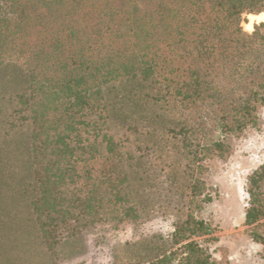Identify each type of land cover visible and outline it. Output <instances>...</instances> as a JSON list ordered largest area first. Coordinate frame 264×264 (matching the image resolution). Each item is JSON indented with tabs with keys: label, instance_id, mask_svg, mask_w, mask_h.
I'll use <instances>...</instances> for the list:
<instances>
[{
	"label": "trees",
	"instance_id": "16d2710c",
	"mask_svg": "<svg viewBox=\"0 0 264 264\" xmlns=\"http://www.w3.org/2000/svg\"><path fill=\"white\" fill-rule=\"evenodd\" d=\"M263 12L264 0H0V72L18 82L0 86V119L6 142L21 139L43 248L155 207L173 219L168 248L132 264H231L202 244L218 227L195 200L213 201L204 162L262 124L264 23H242ZM246 193L244 224L264 245V162Z\"/></svg>",
	"mask_w": 264,
	"mask_h": 264
},
{
	"label": "rangeland",
	"instance_id": "374dc122",
	"mask_svg": "<svg viewBox=\"0 0 264 264\" xmlns=\"http://www.w3.org/2000/svg\"><path fill=\"white\" fill-rule=\"evenodd\" d=\"M242 27L252 32L264 23V12L246 14ZM252 22V28L245 24ZM9 71L0 72L1 90L9 92L18 84L9 78ZM124 91H127L124 90ZM1 102V99H0ZM129 119L140 117L137 112L126 113ZM262 124L259 130L250 129L244 137L233 141V154L227 160L204 162L200 177L205 192L213 197L211 203L200 205L194 215L217 226V241H202L217 260L228 259L231 264H264V245L249 236L244 224L247 206V178L264 162V107L260 110ZM153 120L152 117H150ZM5 117L0 119V264H132L161 256L168 248L173 219L156 215L138 223L127 224L119 230L110 227L91 229L78 237L66 240L52 255L43 248L32 212L31 201L36 197L23 165L20 136L4 139ZM212 136V135H211ZM181 161V160H180ZM179 193L186 188L181 180ZM154 191V188H152ZM152 193V191H151ZM56 262V263H55Z\"/></svg>",
	"mask_w": 264,
	"mask_h": 264
}]
</instances>
